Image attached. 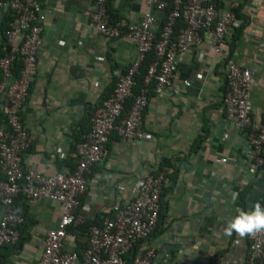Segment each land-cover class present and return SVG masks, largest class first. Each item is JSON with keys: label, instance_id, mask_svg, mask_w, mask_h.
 Here are the masks:
<instances>
[{"label": "crops", "instance_id": "obj_1", "mask_svg": "<svg viewBox=\"0 0 264 264\" xmlns=\"http://www.w3.org/2000/svg\"><path fill=\"white\" fill-rule=\"evenodd\" d=\"M39 1L46 15L36 69L20 109L30 136L21 158L24 169L48 176L71 171L69 163L76 158L71 143L79 122L89 111L95 113L92 109L101 105L104 94L110 96L136 48L124 34L107 38L97 32L90 16L94 0ZM215 1L222 9L243 4L245 26L230 60L252 70L247 108L255 120L264 121V0ZM107 7L123 30L137 24L148 10L147 0H107ZM202 38L200 45L177 55L171 88L149 95L142 123L145 137L122 140L112 131L103 160L86 175L87 190L78 208L83 221L111 215L115 205L134 198L136 179L171 161L178 168L177 177L165 176L172 174L173 167L161 171L158 224L136 253L144 245L154 247L157 264L239 261L247 254L248 241L235 232L225 235L224 221L242 207V191L244 207L264 204V165L255 175L246 132L227 119L223 108L225 61L214 53L208 35ZM5 42L0 17V44ZM199 136L202 142L195 150ZM221 158L226 161L219 162ZM233 192L238 194L236 201L231 199ZM25 203L33 221L27 228L29 239L21 249L11 251L7 264H38L46 232L56 226L61 213L60 205L47 199ZM3 211L0 205V217ZM76 247V236L68 231L65 248Z\"/></svg>", "mask_w": 264, "mask_h": 264}, {"label": "built area", "instance_id": "obj_2", "mask_svg": "<svg viewBox=\"0 0 264 264\" xmlns=\"http://www.w3.org/2000/svg\"><path fill=\"white\" fill-rule=\"evenodd\" d=\"M147 5L148 10L140 21L123 30L121 22L112 23L107 0H94L90 16L97 32L107 38L124 34L134 44L136 55L92 116L89 131L76 146V167L47 176L23 167L21 154L28 148L30 136L19 113L36 69L46 14L39 0H0V17L10 15L5 31V44L10 51L0 59L3 72L0 110L5 117V124L0 123V205L4 207L0 217V246L15 243L19 238L18 225L23 217L14 211L13 203L23 193L31 200L47 199L60 205L59 219L46 232L38 264H126L124 256L137 242L147 240L157 226L163 172H151L134 181V198L125 205H115L112 214L104 216L100 225L90 227L88 244L81 256L76 250L65 248L68 228L83 222L78 208L87 190L86 175L103 160L112 131L116 130L122 140L145 137L142 123L149 99L147 85L154 80L156 94L170 89L177 72V55L200 45L204 33L214 53L225 61L226 117L246 132L255 167L264 165V121L255 120L247 108L252 70L227 60L228 32L243 23L234 12L237 4L222 9L215 0H172L171 5L168 0H147ZM179 18L185 26L174 36ZM148 53H152V61L145 76L146 86L134 96L129 111L125 112L134 77ZM16 55L23 61L18 78L11 73ZM218 161L225 162L226 158ZM245 236L247 254L232 264H264V230ZM155 256V248L144 245L132 264H157Z\"/></svg>", "mask_w": 264, "mask_h": 264}, {"label": "trees", "instance_id": "obj_3", "mask_svg": "<svg viewBox=\"0 0 264 264\" xmlns=\"http://www.w3.org/2000/svg\"><path fill=\"white\" fill-rule=\"evenodd\" d=\"M168 1L171 5L172 0H168ZM242 6H243V4L241 2L239 4V6L234 8V12H235L236 16H238L239 18H242L244 22L239 27H236L233 29L231 39L228 42L230 54H229V57L227 60H230V56L232 54L233 48L235 47V41L239 38L240 33L242 32V30L245 26L246 20H245V17L241 14L242 13L241 12ZM170 8H171V6H170ZM170 8L168 9V11L170 10ZM107 10H108V13H109V16H110L112 23L119 22V19L117 18V16L115 14H113V12L108 7H107ZM8 18H10V15H8V14L1 17V32H2L3 37L5 38V41H6L5 31L7 29ZM161 26H162V24H161ZM184 26H185V22L179 18L178 22L175 26L174 36L177 34L179 28L184 27ZM9 51H10V47L8 45L0 44V59L2 57H4L5 55H7ZM151 61H152V53H148L146 55V57L144 58V60L142 61V63L140 64L138 72L134 77L135 78V84L132 87V96L126 100L125 110H124L125 112L129 111V109L133 103L134 96L136 94H138L140 92V90L146 86L145 85V76L147 74L148 66H149ZM226 62H228V61H226ZM22 68H23V61L19 55H16L15 59L12 62V67H11V73H12L14 78L19 77V74H20V71ZM2 78H3V72L0 68V79H2ZM115 84H116V82H115ZM115 84L113 85V88H114ZM30 85L31 84H29L28 90L30 88ZM154 87H155V81L152 80L147 85L148 98H149V95L151 94V92H154ZM113 88H112V91H113ZM107 98H108V95L104 94L102 96L101 100L104 101ZM101 104H102V102H101ZM99 106H97V108ZM96 109L95 110L92 109V110L95 112ZM93 114L94 113L89 111L88 113H86L85 117L82 118L81 121L79 122V125H78V127H77V129H76V131L72 137L71 150L76 151L77 144H79L83 140L84 134H86L89 131L90 124H91V118H92ZM122 116H124V115H121V117ZM0 123L5 124V117L2 114L1 110H0ZM202 138H203L202 136L198 137V139L194 143L193 149L196 150L199 147L200 143L202 142ZM21 156H22V154H21ZM70 159L74 160L72 158H70ZM74 161L75 162L73 164L69 163L71 170H73L76 167L77 159L75 158ZM64 162H66V161H64ZM165 166L174 168V171L172 172V174H165V176L168 178H171L172 180L176 179L177 174H178V168L175 167L174 164L169 160L162 162L159 165V167L154 171V173L155 174L160 173L161 171H163ZM261 167H263V166H261ZM261 167H258L256 169L255 175H258L259 171L263 169V168L261 169ZM163 182H164V179L162 181V184H163ZM162 193H163V186L161 185L159 217H160V214H161L160 212H161V208H162L161 207V195H162ZM244 194H245V191L240 192L239 201H240V205L242 207H244ZM26 200H28V198L23 193H20L14 199V203H13L14 211L19 213L23 217V221L18 225L19 238H18L17 242L0 246V264H7L8 257L10 256L11 251H14V250L16 251L18 249H21L22 245L29 239V232H28L27 228H28V226L33 224V221L29 216L28 207H27V204L25 203ZM101 221H102V217H100L98 215V216L94 217L93 219L84 220L82 223L77 224L75 226H70L68 228V231H71L76 236V242H77V246H79V248L76 247L75 250L78 252V254L80 256L83 254V251L87 247V244H88L87 243V235L89 233L90 227L93 225H100ZM83 237L86 238V241L81 242V238H83ZM141 242H143V241L141 240V241L137 242L134 245V248L124 256L126 264H132L133 263L135 256H136V253H137L138 246L141 244Z\"/></svg>", "mask_w": 264, "mask_h": 264}, {"label": "clouds", "instance_id": "obj_4", "mask_svg": "<svg viewBox=\"0 0 264 264\" xmlns=\"http://www.w3.org/2000/svg\"><path fill=\"white\" fill-rule=\"evenodd\" d=\"M238 194L233 192L232 201H236ZM264 230V204L252 203L247 207L235 208L231 215L224 221L223 232L225 235H232L233 232L243 237Z\"/></svg>", "mask_w": 264, "mask_h": 264}, {"label": "water", "instance_id": "obj_5", "mask_svg": "<svg viewBox=\"0 0 264 264\" xmlns=\"http://www.w3.org/2000/svg\"><path fill=\"white\" fill-rule=\"evenodd\" d=\"M169 253H171V251Z\"/></svg>", "mask_w": 264, "mask_h": 264}]
</instances>
